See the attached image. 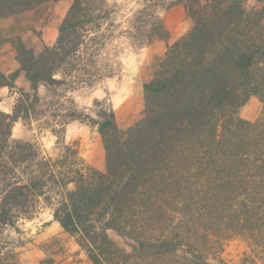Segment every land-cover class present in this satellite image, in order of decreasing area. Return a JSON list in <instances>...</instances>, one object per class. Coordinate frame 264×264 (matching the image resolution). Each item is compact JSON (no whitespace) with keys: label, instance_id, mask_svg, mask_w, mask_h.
I'll return each mask as SVG.
<instances>
[{"label":"trees","instance_id":"16d2710c","mask_svg":"<svg viewBox=\"0 0 264 264\" xmlns=\"http://www.w3.org/2000/svg\"><path fill=\"white\" fill-rule=\"evenodd\" d=\"M52 1L0 0V20ZM155 1L124 30L139 49L169 39ZM247 2L178 0L192 25L143 79L139 119L120 128L112 106L96 114L102 172L64 142L55 157L44 156L11 132L30 117L40 85L66 77L89 85L103 74L97 64L112 33L103 26L120 7L73 0L52 47L34 53L15 39L18 68L0 71V88L13 89L23 73L34 101L26 95L12 114L0 112V229L42 202L91 264H224L220 255L234 238L264 252V0ZM251 98L262 105L255 121L239 114ZM13 246L0 243V264H15Z\"/></svg>","mask_w":264,"mask_h":264},{"label":"rangeland","instance_id":"374dc122","mask_svg":"<svg viewBox=\"0 0 264 264\" xmlns=\"http://www.w3.org/2000/svg\"><path fill=\"white\" fill-rule=\"evenodd\" d=\"M72 2L52 1L38 10L0 20V71L10 75L17 70L15 39H20L34 53L41 52L43 46L52 47L57 38V28ZM107 2L118 5L120 11L103 26V31L112 32L97 64L103 74L96 76L95 82L89 85H72L70 77H66L62 85H40L38 101L29 108L30 117L16 122L11 132L13 139L37 146L44 156L55 157L59 152L57 142H64L77 150L87 166L101 172L105 169V160L95 124L98 110L110 105L120 128L134 124L143 109L142 81L154 72L156 62L167 47L158 51L151 49V45L159 42L156 40L150 46L139 49L125 34L124 30L132 26L134 15L143 9L144 4L150 5L151 0ZM254 4V0L247 2L249 8ZM155 12L167 32L171 31L177 39L192 25L178 0L155 1ZM108 70L111 72L106 74ZM61 77L60 74L54 76L56 79ZM14 86L13 89L0 88L2 113L12 114L26 95L30 96L29 102L33 100V92L23 73H20ZM249 103L251 106L253 102L249 100L239 111L242 118ZM254 105L258 108L255 121L262 115V105L258 100ZM70 115L79 119L72 120ZM26 217L16 222L14 227L0 229V243L14 244L13 250L17 254L13 261L15 264H40L48 259L50 264H91L75 239L53 220L51 208L40 202L36 211ZM109 235L119 246H123L114 232H109ZM220 257L224 264H264V252L241 238L226 242ZM211 263L219 264L217 260H211Z\"/></svg>","mask_w":264,"mask_h":264},{"label":"crops","instance_id":"0c3cea01","mask_svg":"<svg viewBox=\"0 0 264 264\" xmlns=\"http://www.w3.org/2000/svg\"><path fill=\"white\" fill-rule=\"evenodd\" d=\"M1 22V21H0ZM177 38L174 37V35L172 34L171 31H169V39L164 42V41H159L157 42L156 44L154 45H151V49L155 50V51H158L160 49H163L165 48L167 45L169 44H172L174 41H176ZM17 62V61H16ZM18 64V63H17ZM18 68V66H17ZM2 72V71H1ZM6 74V73H5ZM254 104L255 102L257 101L256 98H251L250 99ZM251 104L250 106V103L249 105H247L245 108H244V112H243V119L245 120H248V121H254V119L256 118L257 116V113H258V108L254 105V104Z\"/></svg>","mask_w":264,"mask_h":264}]
</instances>
